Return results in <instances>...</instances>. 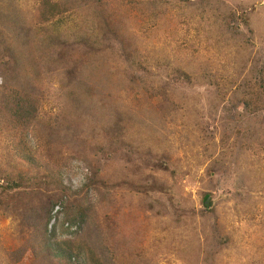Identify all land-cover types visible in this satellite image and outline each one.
Masks as SVG:
<instances>
[{"label": "rangeland", "instance_id": "obj_1", "mask_svg": "<svg viewBox=\"0 0 264 264\" xmlns=\"http://www.w3.org/2000/svg\"><path fill=\"white\" fill-rule=\"evenodd\" d=\"M41 1L0 0V264H264V0Z\"/></svg>", "mask_w": 264, "mask_h": 264}, {"label": "trees", "instance_id": "obj_2", "mask_svg": "<svg viewBox=\"0 0 264 264\" xmlns=\"http://www.w3.org/2000/svg\"><path fill=\"white\" fill-rule=\"evenodd\" d=\"M97 2H100L101 0H96ZM41 7L44 5V0L41 1ZM54 9V8H53ZM48 13H51L53 10L47 8ZM53 16V15H52ZM228 29V26L226 27ZM230 30H233L234 27H229ZM232 34H234V31H231ZM183 77L184 80H188V76H186L184 73H180ZM17 90V89H15ZM14 92H10V89L6 92L1 93L0 101L4 102V109L8 115V120L10 121L11 124L12 121L14 122L15 126L21 127L25 125L29 119L33 118V112L36 110V103L33 101L27 94L26 92H23L21 90H17ZM264 93V90H263ZM242 104L245 107V110L249 112L252 109H256L255 107L252 108V101H243L241 100ZM231 109H235L234 104L231 103ZM244 122H241V125ZM242 127V126H241ZM240 131V130H239ZM246 130H243L242 132H245ZM143 189H146L143 187ZM148 189H151L148 188ZM202 205L205 211L212 213L213 208H212V201H211V195L209 193H205L202 197ZM53 207H50L47 213V220H46V229L48 224L50 223L52 219V211ZM85 208L82 206L79 207L78 213L75 216H70L68 217V212L65 211L64 214L65 219L68 218L67 225L66 227H71L73 224L71 222H75L78 218H81L82 216H85ZM57 247V249H55ZM53 251V253H52ZM47 255H53L60 260H64L66 264H78L77 261V255L75 254L74 251L65 248L63 245H60L59 242H46L43 245H40V255L43 256V253ZM14 255L19 258L22 255L24 256L25 253L21 250L17 251L14 253ZM13 256V254H11ZM43 261V260H41ZM60 264V263H59Z\"/></svg>", "mask_w": 264, "mask_h": 264}]
</instances>
